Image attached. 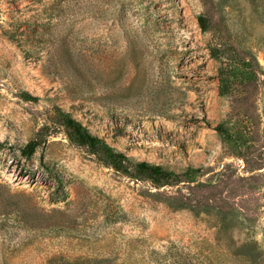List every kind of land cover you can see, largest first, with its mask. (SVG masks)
Instances as JSON below:
<instances>
[{"label": "rangeland", "instance_id": "rangeland-1", "mask_svg": "<svg viewBox=\"0 0 264 264\" xmlns=\"http://www.w3.org/2000/svg\"><path fill=\"white\" fill-rule=\"evenodd\" d=\"M0 264H264V0H0Z\"/></svg>", "mask_w": 264, "mask_h": 264}, {"label": "trees", "instance_id": "trees-1", "mask_svg": "<svg viewBox=\"0 0 264 264\" xmlns=\"http://www.w3.org/2000/svg\"><path fill=\"white\" fill-rule=\"evenodd\" d=\"M200 27L203 31L207 30V20L204 17L199 19ZM62 116V124L66 128V134L72 144L87 147L90 151L105 165L114 168L122 174L131 175L132 162L129 158L121 153L116 152L113 148L100 138L94 136L91 132L77 119L71 115L60 112ZM217 130L223 135V127H218ZM38 140L35 139L29 142L21 149V154L25 158H31L38 148ZM138 174L146 180L153 183L155 186L163 187L168 185L173 179V173L165 170L159 165L150 164L148 162H139L135 165Z\"/></svg>", "mask_w": 264, "mask_h": 264}]
</instances>
